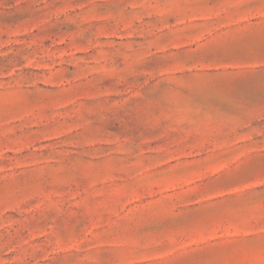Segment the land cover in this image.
<instances>
[{
    "label": "rangeland",
    "instance_id": "rangeland-1",
    "mask_svg": "<svg viewBox=\"0 0 264 264\" xmlns=\"http://www.w3.org/2000/svg\"><path fill=\"white\" fill-rule=\"evenodd\" d=\"M0 264H264V0H0Z\"/></svg>",
    "mask_w": 264,
    "mask_h": 264
}]
</instances>
